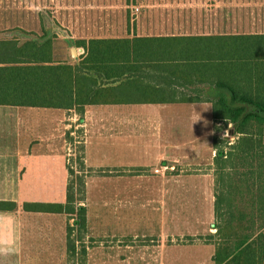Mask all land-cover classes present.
Instances as JSON below:
<instances>
[{
  "label": "crops",
  "instance_id": "crops-1",
  "mask_svg": "<svg viewBox=\"0 0 264 264\" xmlns=\"http://www.w3.org/2000/svg\"><path fill=\"white\" fill-rule=\"evenodd\" d=\"M230 6V0H190L158 5L142 15L149 20L146 28L164 30L171 26L182 31L190 27L188 30L200 33L207 29L219 31L221 25L224 31L222 26L230 22ZM78 9L75 13L63 0H0V34L15 26L27 30V23L32 20L26 17H34L33 22H37V17L50 15L123 14L116 0H83ZM256 15L261 16L259 12ZM16 44L30 59L38 55V47L48 44L51 48L45 50L44 57L51 54L54 59L56 54L55 43ZM71 48L68 54L72 56ZM74 48L76 56L71 61L62 56L56 59L75 64L84 49ZM173 80L165 72L145 67L137 84L165 86L175 95L193 94L195 86L185 87ZM27 85L22 81L18 88L5 87L0 96L27 100L37 93L35 86ZM108 87H113L115 95H123L120 101L88 104L82 112L74 108L0 103V201L16 204L13 210H0V248L15 249L11 254L0 255V264H44L55 257L58 264H64L67 226L74 219L23 206L65 202L67 163L74 143L77 147L83 145L85 165L93 169L86 178L85 199L80 205L86 208L85 237L102 241L94 247L98 254L104 250L111 255L118 250V241L133 233L135 224L143 227L142 236L156 238L161 248L167 246L168 239L193 238L214 230V139L219 123L213 118L212 103L132 100L143 93L142 89L137 90L138 86L135 93L128 81ZM202 87L205 93L207 87ZM204 103L211 108L201 105ZM154 169L160 172L155 173ZM124 249L130 251L129 245ZM202 252L203 249L190 255ZM213 254L210 253L212 259Z\"/></svg>",
  "mask_w": 264,
  "mask_h": 264
},
{
  "label": "trees",
  "instance_id": "trees-1",
  "mask_svg": "<svg viewBox=\"0 0 264 264\" xmlns=\"http://www.w3.org/2000/svg\"><path fill=\"white\" fill-rule=\"evenodd\" d=\"M0 43H5L0 44V91L18 88L22 81L37 91L27 100L0 96V103L82 112L88 104L120 101L123 95H115L108 86L126 81L134 93L137 86L143 92L132 100L211 102L215 122L230 124L236 138L226 149L214 139L215 233L208 235L215 245L213 262L264 264V33L80 39L72 43L84 49L75 64L57 60L56 54L54 59L51 54L45 58L49 44L38 47V55L30 59L16 47L17 40L0 39ZM24 43H51V39ZM145 67L165 72L182 86H195L193 94L175 95L168 87L147 82L139 86ZM202 86L207 87L205 93ZM73 162L78 169L67 163L64 203L37 202L23 208L73 218L79 236L74 238L73 228L67 226L68 259L86 264V249L77 250L76 243L86 232V208L80 202L93 169L85 165L82 144ZM15 206L0 201L1 211Z\"/></svg>",
  "mask_w": 264,
  "mask_h": 264
},
{
  "label": "rangeland",
  "instance_id": "rangeland-1",
  "mask_svg": "<svg viewBox=\"0 0 264 264\" xmlns=\"http://www.w3.org/2000/svg\"><path fill=\"white\" fill-rule=\"evenodd\" d=\"M63 1L67 2L76 13L83 0ZM181 1L189 2L190 0H116L121 13L123 14L114 16H80L76 14L71 16L50 15L37 17V22H33L34 17H26L28 20H32L30 24L27 23V30H20L15 26V28H11L6 31V33L3 32V34H0V38L17 40L18 43H24L29 40L42 42L46 39H51V43H55L54 49L56 58L59 59L62 56L65 59L68 57L71 61L72 56L68 54V51L71 47H75L72 43H75L80 39L88 40L90 38H118L141 35H191L202 33L218 35L264 33V0H230V22L228 25L222 26L224 31H221V25L218 27L219 31L207 29L200 33H194V31L188 30L190 27L182 31L173 29L177 27L171 26H167L164 30L163 28L158 29L156 26L146 28V22L149 20L147 16H143L142 13L149 9H156L158 5H177ZM208 1L213 2L214 0ZM90 11L92 10H89V12ZM213 12L214 11L212 10L208 13L211 14ZM257 12H259L261 16L258 17L256 15ZM209 19H211L210 16ZM125 22H127L126 29ZM209 25L210 24H208V26ZM201 105H204V107H208L209 109L211 108L208 103ZM215 128L217 129H215V139L219 142L220 146L226 149L228 144L235 141L236 138L232 136L230 131V124L225 125L222 122L215 126ZM77 140H79V138H75V141ZM69 154V163L75 170H77V165L73 162L77 156L76 143L70 147ZM67 217L70 218L69 216ZM70 226L73 228L72 236L74 238L79 236L74 222ZM132 227L133 233L127 234L125 240H119L118 250L112 251L111 255L109 251L104 250L101 254H98L94 247L99 246L102 241L86 238L85 235L80 242L76 243L77 250H79L81 246L85 247L86 257L84 262H86V264H89V260L92 261V264H214L213 259L210 257V253L215 252L214 240H209L208 235L214 234L215 229L213 231H206L203 236L197 235L193 238L184 237L182 239H174L173 241L168 239L166 241L167 246L161 248L158 246L156 238L142 236L143 227L141 225L135 224L134 226L132 225ZM135 233L137 235H135ZM126 244L129 245L130 251L127 249L122 250ZM201 249H203V252L197 256L192 257L190 255ZM89 253L91 254L90 256ZM116 253L117 256L115 255ZM191 258H195V260L198 259L202 262L192 261ZM63 262L64 264H81V261L78 259L70 261L68 255L65 256ZM48 263L58 264L57 257L51 258L44 264Z\"/></svg>",
  "mask_w": 264,
  "mask_h": 264
},
{
  "label": "clouds",
  "instance_id": "clouds-1",
  "mask_svg": "<svg viewBox=\"0 0 264 264\" xmlns=\"http://www.w3.org/2000/svg\"><path fill=\"white\" fill-rule=\"evenodd\" d=\"M15 251L14 248H0V255H8Z\"/></svg>",
  "mask_w": 264,
  "mask_h": 264
},
{
  "label": "built area",
  "instance_id": "built-area-1",
  "mask_svg": "<svg viewBox=\"0 0 264 264\" xmlns=\"http://www.w3.org/2000/svg\"><path fill=\"white\" fill-rule=\"evenodd\" d=\"M137 10V9H136ZM81 52H83V50L81 49ZM226 131V130H225ZM224 131V132H225ZM68 162H69V159H68ZM165 170H174V167H163ZM154 172L155 173H158L160 172V169H154Z\"/></svg>",
  "mask_w": 264,
  "mask_h": 264
},
{
  "label": "water",
  "instance_id": "water-1",
  "mask_svg": "<svg viewBox=\"0 0 264 264\" xmlns=\"http://www.w3.org/2000/svg\"><path fill=\"white\" fill-rule=\"evenodd\" d=\"M76 49L74 47L71 48V53H72V56L75 57L76 56V53H75Z\"/></svg>",
  "mask_w": 264,
  "mask_h": 264
}]
</instances>
